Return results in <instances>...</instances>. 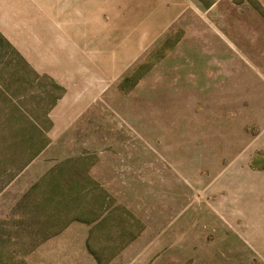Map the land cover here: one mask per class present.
I'll return each mask as SVG.
<instances>
[{"label": "rangeland", "instance_id": "1", "mask_svg": "<svg viewBox=\"0 0 264 264\" xmlns=\"http://www.w3.org/2000/svg\"><path fill=\"white\" fill-rule=\"evenodd\" d=\"M184 2L138 55L113 31L102 92L59 131L65 90L0 40V264H30L73 223L98 264H264V63L227 29L264 9Z\"/></svg>", "mask_w": 264, "mask_h": 264}, {"label": "crops", "instance_id": "2", "mask_svg": "<svg viewBox=\"0 0 264 264\" xmlns=\"http://www.w3.org/2000/svg\"><path fill=\"white\" fill-rule=\"evenodd\" d=\"M257 1L264 9V0ZM22 3L23 10L12 12V0H0V34L35 72L64 88L65 94L52 117L58 131L88 109L102 92L103 88H98L92 77L97 65L104 76L112 73L113 31L122 36L121 44L134 47L138 55L144 47L145 31H151L148 35L152 37L153 32L171 27L186 11L184 0H131L132 8L120 7L116 0H22ZM227 29L238 35L236 38L253 57L264 63L263 23L245 22L243 29L241 24L238 29L230 26ZM129 30H140V34L131 39ZM260 84L264 85V80ZM245 85L256 88L259 83ZM90 230L91 227L79 223L69 225L41 244L29 256L30 264H98L87 246Z\"/></svg>", "mask_w": 264, "mask_h": 264}, {"label": "trees", "instance_id": "3", "mask_svg": "<svg viewBox=\"0 0 264 264\" xmlns=\"http://www.w3.org/2000/svg\"><path fill=\"white\" fill-rule=\"evenodd\" d=\"M0 40L2 41V42H5L10 48H13L11 45H10V43H8V41L0 34ZM13 50H15L14 48H13ZM18 53V52H17ZM19 54V53H18ZM24 60V59H23ZM25 61V60H24ZM26 62V61H25ZM29 66V65H28ZM31 68V67H30ZM34 71V70H33ZM35 72V71H34ZM35 73H37V72H35ZM43 76H45V75H43ZM47 77V76H46ZM49 78V77H48ZM50 79V78H49ZM52 82H53V85H54V88L55 89H57V90H59V91H61V94L59 95V97L57 98V100H59L60 98H61V96H62V94H63V92H64V89L61 87V86H59L55 81H53L52 79H50ZM56 100V101H57ZM61 232L63 231V229L62 230H60ZM60 233V232H59ZM57 235V234H56ZM49 239V238H48ZM87 246H88V244H87Z\"/></svg>", "mask_w": 264, "mask_h": 264}]
</instances>
